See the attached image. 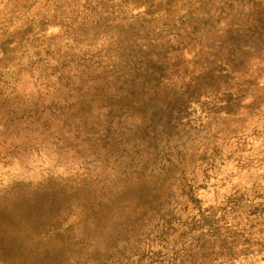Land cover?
<instances>
[{"label": "rangeland", "instance_id": "1", "mask_svg": "<svg viewBox=\"0 0 264 264\" xmlns=\"http://www.w3.org/2000/svg\"><path fill=\"white\" fill-rule=\"evenodd\" d=\"M263 197L264 0H0V264H168Z\"/></svg>", "mask_w": 264, "mask_h": 264}, {"label": "trees", "instance_id": "2", "mask_svg": "<svg viewBox=\"0 0 264 264\" xmlns=\"http://www.w3.org/2000/svg\"><path fill=\"white\" fill-rule=\"evenodd\" d=\"M206 225L209 231L186 241L168 264H252L254 255L264 250V241L255 239L264 234V197L249 205L233 204L215 221L214 228Z\"/></svg>", "mask_w": 264, "mask_h": 264}]
</instances>
